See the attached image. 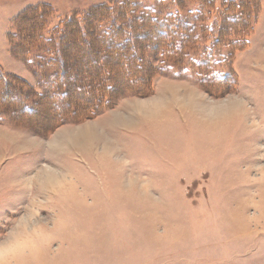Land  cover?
Here are the masks:
<instances>
[{
	"label": "rangeland",
	"instance_id": "obj_1",
	"mask_svg": "<svg viewBox=\"0 0 264 264\" xmlns=\"http://www.w3.org/2000/svg\"><path fill=\"white\" fill-rule=\"evenodd\" d=\"M106 8L131 41L141 17L177 13L197 45L177 68L146 45L140 57L160 69L147 95H120L49 134L0 111V264H264V0H0V75L20 108L34 100L14 80L51 90L42 74L55 73L43 67L54 56L39 53L60 45L55 29L106 31L111 22L95 16ZM38 21L41 47L25 55L23 34ZM206 49L214 55L201 75L192 63ZM85 51L69 58L104 62H78ZM229 72L237 84L225 95L200 86Z\"/></svg>",
	"mask_w": 264,
	"mask_h": 264
},
{
	"label": "trees",
	"instance_id": "obj_2",
	"mask_svg": "<svg viewBox=\"0 0 264 264\" xmlns=\"http://www.w3.org/2000/svg\"><path fill=\"white\" fill-rule=\"evenodd\" d=\"M127 8L128 5L126 4ZM112 13L111 8L95 11V16L99 20L103 19L111 22V26L106 31L93 32L92 29L86 31L82 29L80 23L67 24L63 30H59L60 28L55 29L50 40L55 43L59 40L62 42L60 45L49 44L52 45L49 53L44 49L42 53H39L41 56H50V53L54 56H50V59L43 63V67L46 66V69L54 67L55 73L53 75L42 74L45 84L46 82L49 85L51 84V90L44 89L42 94H36L25 82L16 81L17 79L13 81L22 92L26 91L29 94L28 96L34 100L32 107L20 108L17 104V95H14L15 93L11 90V80L3 74L0 75V111L10 115L13 125L45 135L64 124L66 120L81 122L93 119L109 107L112 100L120 95L144 96L150 92L153 79L160 69L150 63H145L143 57H140V54H145L146 45L156 54L166 50L167 60L170 62H176L182 57L181 54L188 50L193 52L197 45L196 40L193 41V33L184 32L180 28L183 25V18L178 19L177 13L171 15L165 21H160V19L154 17H141L144 34L139 31L141 35L133 41L124 36V29L121 28L119 20L112 19ZM39 16L40 19L45 17L43 12H40ZM158 22H166L170 28L153 31L151 28ZM42 27L43 24L38 21L33 30L26 31L23 34L24 40L27 42L22 48L26 51L25 55L31 53L33 49L41 47V45L36 44L35 39L39 37ZM209 31L210 29L207 30V32ZM164 33L173 42L170 46V43L168 45L165 43ZM184 33L185 35H183ZM64 37H68V49L61 47L64 44L62 40ZM189 40H191V43L188 42ZM178 44L179 47L176 46ZM90 48L94 49L91 50ZM84 49L86 51L78 57V62L87 63L92 56L96 57V61L104 60V62L101 65L89 66L79 65L71 59L73 55ZM209 52L210 50L206 49L202 53V55H205L203 61L201 59V61H193L192 63L193 68L201 75L203 72L209 71L208 63H211L214 55V53H211L210 58L206 57ZM70 56L71 58H69ZM67 63L72 65V67H69V71L71 69L76 78H73L66 71L65 66ZM175 64L177 66L172 65L174 68L180 67L179 63L176 62ZM161 69L162 72L168 71L165 63ZM221 79H203L200 86L206 88L215 97H219L230 92L237 84V78L233 72H229ZM78 93H82V95L78 96ZM19 96L23 98L24 93H19ZM78 100L82 103L81 105H77ZM56 106L57 109H55ZM46 115L50 117V121L47 123L40 122L34 125L30 122V119H40Z\"/></svg>",
	"mask_w": 264,
	"mask_h": 264
},
{
	"label": "crops",
	"instance_id": "obj_3",
	"mask_svg": "<svg viewBox=\"0 0 264 264\" xmlns=\"http://www.w3.org/2000/svg\"><path fill=\"white\" fill-rule=\"evenodd\" d=\"M48 197H51V196H48Z\"/></svg>",
	"mask_w": 264,
	"mask_h": 264
}]
</instances>
